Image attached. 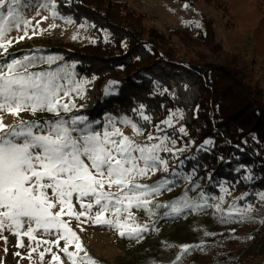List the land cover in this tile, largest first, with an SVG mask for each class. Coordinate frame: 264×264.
<instances>
[{
  "label": "snow or ice",
  "instance_id": "snow-or-ice-1",
  "mask_svg": "<svg viewBox=\"0 0 264 264\" xmlns=\"http://www.w3.org/2000/svg\"><path fill=\"white\" fill-rule=\"evenodd\" d=\"M33 7L47 9L53 18L60 17L72 23L70 18L60 16L57 0H40L38 5L33 0H0V49L3 50L0 55L8 52L14 39L27 37L29 29L36 34L32 19L25 14ZM196 27H199L198 23ZM13 31H22L23 35L9 38ZM56 59L25 55L11 59L5 56L0 60V238L6 240L3 233L8 231L17 237L18 246L24 247L22 237H27L34 245H29L32 252L42 244L47 245L39 256L42 261L45 253H51V264H63L60 255L52 251L53 245L59 248L62 240L64 246L60 251L70 264H98L84 249L79 235L70 226V220L64 217L81 224L90 221L107 225L115 228L121 236L140 239L149 230V225L137 222L133 209L155 215L153 198L162 190L171 191L169 185L175 186V182L168 178L154 184L141 183L140 180L158 171L168 172V160L161 153H172L173 149L167 147L168 136L148 134L147 141L158 142H138L125 135L112 118L101 124L83 115L61 116V112L68 113L75 107L74 104L70 106L65 98L71 91H81L83 82L76 83L74 88L67 86L63 81L67 80L69 84L72 81L61 67L32 70L38 63L50 66ZM142 109L143 105L137 111L143 120L150 122L151 117ZM23 112L33 116L47 112L53 119H19L14 124L4 123V114L19 118ZM177 114L178 110L162 123L172 127ZM180 116L182 118V114ZM120 123L130 125L137 136L143 135L130 118L123 117ZM179 132L185 133V129L181 127ZM172 143L175 144V140ZM221 191L227 192L228 189L221 186ZM74 198L79 211L73 203ZM259 198L264 201V193H260ZM209 199L217 198L201 192L202 203H194L185 193L175 201L156 204L155 207L168 209L166 216L180 215L187 209L213 206L208 204ZM218 199L223 201L222 196ZM214 207L223 214L220 203ZM250 210V205L241 208L233 203L227 215L236 214L243 219ZM45 236H54L55 239H43ZM70 246H74V251L69 250ZM182 251L187 252L188 246Z\"/></svg>",
  "mask_w": 264,
  "mask_h": 264
},
{
  "label": "trees",
  "instance_id": "trees-1",
  "mask_svg": "<svg viewBox=\"0 0 264 264\" xmlns=\"http://www.w3.org/2000/svg\"><path fill=\"white\" fill-rule=\"evenodd\" d=\"M57 5L61 17L87 23L95 33L107 32V39L94 43L58 40L41 50L57 55L61 63L74 64L78 73L92 79L78 116L116 122L128 117L147 136L178 110L186 134L174 137L192 144L180 156L182 169L206 193L217 194L224 182L236 192H248L246 202H256V193L264 191V91L250 81L235 55L224 52L211 19L204 17L199 27L187 23L165 33L125 0H57ZM173 37L188 52L202 50L210 58L181 55ZM220 56V61L212 60ZM106 81L118 83L115 93H104ZM141 105L150 122L137 111ZM207 246L211 253L214 247ZM224 260L244 264L242 258ZM247 264H255L253 258Z\"/></svg>",
  "mask_w": 264,
  "mask_h": 264
},
{
  "label": "rangeland",
  "instance_id": "rangeland-1",
  "mask_svg": "<svg viewBox=\"0 0 264 264\" xmlns=\"http://www.w3.org/2000/svg\"><path fill=\"white\" fill-rule=\"evenodd\" d=\"M125 1L131 8L144 14L147 23L154 24L165 33L187 23L193 25L198 23L202 26L204 17L211 19L224 52L235 55L239 65L248 73L250 81L259 84L264 91V0H191L190 3L180 0ZM33 2L38 5L40 0ZM185 4L189 7L185 8ZM25 14L32 19L36 34L33 35L32 29H29L27 37L22 40L14 39L12 45L8 47V52L0 55V60L5 56L8 59L21 58L25 55L56 57L57 59L50 66L47 63H38L32 70H54L61 67L65 68L72 81L71 84L67 80L63 81L67 86L74 88L76 83L83 82L81 91H71L65 98L70 106L74 104L75 107H72L68 113L61 112V116L65 118L78 116L79 109L84 106L85 90L92 84V79L78 73L74 64L61 63L57 55L46 54L41 50L49 43L58 40L78 45L94 43L100 37L107 39V32L95 33L92 26L87 23L77 24L73 20L72 23H68L60 17L53 18L47 9L38 7L26 10ZM53 24L56 27H51ZM20 35H23L22 31H13L9 38ZM172 41L181 55L192 52L205 60L210 58L209 54L202 50L188 52L176 37H173ZM0 53H3L2 49ZM212 60L220 61L221 56L212 57ZM117 85V82L106 81L104 93L106 95L115 93ZM173 113H177V110L170 112L164 120ZM180 114L178 111L177 116L173 118L172 127L161 122L155 131L150 133L154 137L168 136L166 144L173 149V152L161 153V156L168 160V172L158 171L142 178L140 182L154 184L168 178L175 182V186L169 185L171 191L162 190L153 198L152 208L155 215L133 209L137 222L149 225V230L144 232L140 239L121 236L115 228L107 225H97L90 221L81 224L67 216L64 218L70 220V226L79 235L84 249L98 264H212L213 262L226 264L224 259L228 262L237 258L244 259V264H247L251 258L255 264H264V201L259 198V194L264 191L256 193L255 203L245 201L248 192H236L224 182L218 186L217 194L204 192L203 186L192 179L191 173L182 169L180 156L192 144H186L183 140L174 137L175 134H184L179 132V128L183 127ZM50 117L53 118L52 114L47 112H38L35 116L23 112L19 118L4 114L3 120L5 124H14L19 122V119L48 120ZM98 121L106 124L108 119L101 116ZM116 126L125 135L140 143L158 142V140L147 141V136L144 135L137 136L130 125L116 122ZM173 140L175 144L172 143ZM208 144L204 143V145ZM179 149L183 151H177ZM165 154H169L170 157L167 158ZM221 186L228 191H221ZM201 192L208 197L217 198L208 200V204L213 206L187 209L180 215L167 216L165 212L169 211L168 209L155 207L156 204L175 201L185 193L194 203H202ZM221 196L223 201L218 199ZM242 196L244 199H239ZM73 203L79 211V204L76 203L75 198ZM217 203L221 204L223 214L216 211L214 205ZM233 203L241 208L250 205L251 210L244 214L243 219L236 214L230 217L227 215V210ZM3 237L7 239L0 238V264H51V253H45L42 261L39 256L47 245L42 244L36 252H32L29 246L32 242L27 237H22L24 247H19L17 237L8 231L3 233ZM43 239L54 240L55 237L45 236ZM236 240L238 242H234ZM207 245L214 247L211 253ZM63 246L64 242L61 240L59 248L53 245L52 251L60 255L63 264H70L67 256L60 251ZM185 246H188L187 252L182 251ZM69 250L74 251V246H70ZM221 253L224 259L220 256Z\"/></svg>",
  "mask_w": 264,
  "mask_h": 264
}]
</instances>
